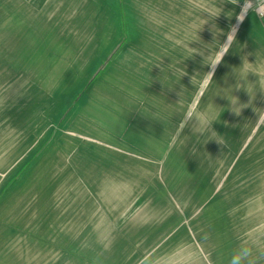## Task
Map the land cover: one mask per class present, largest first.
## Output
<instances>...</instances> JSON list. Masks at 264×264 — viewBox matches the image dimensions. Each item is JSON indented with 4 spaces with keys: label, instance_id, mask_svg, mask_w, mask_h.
<instances>
[{
    "label": "rangeland",
    "instance_id": "obj_1",
    "mask_svg": "<svg viewBox=\"0 0 264 264\" xmlns=\"http://www.w3.org/2000/svg\"><path fill=\"white\" fill-rule=\"evenodd\" d=\"M178 3L0 0V133L11 118L33 149L26 198L0 200V264L264 249V56L237 37L251 6Z\"/></svg>",
    "mask_w": 264,
    "mask_h": 264
},
{
    "label": "crops",
    "instance_id": "obj_2",
    "mask_svg": "<svg viewBox=\"0 0 264 264\" xmlns=\"http://www.w3.org/2000/svg\"><path fill=\"white\" fill-rule=\"evenodd\" d=\"M176 1L180 2V4L178 3L179 5L184 4L185 6H194V7H209L215 5L225 7L232 5L237 7L243 6L246 8L248 6H251V10H246L244 12L243 19L241 20L243 24V29L239 32L237 37L248 38L249 55L264 56V12L262 15H258L256 9L260 0H247V2H245V0H239V2L236 4L231 3L230 0H176ZM237 54L240 55V53ZM10 124H11V118L8 126L4 128L5 132L0 133V200L4 198H7L9 200H16L18 197L26 198L25 194L24 196H22V194L21 195L19 194L18 196V190L16 189L17 175L22 172L21 168L23 166H26L32 160V155H33L32 146L30 147L24 146L18 148L16 142V131H15L16 128L13 127L15 125H11L12 126L11 127ZM4 135H7V137H5ZM18 151L21 152V155H18ZM27 152H30L31 154L29 153L26 154ZM18 156H20L21 159ZM62 157H64V155H62ZM77 157H78L77 155H74L72 161L74 163L78 162L80 164V160H77ZM64 161L65 160H63V162ZM69 161L70 160H68V163ZM97 166H103V165L99 164ZM104 166H106V164H104ZM24 173H25L24 185L26 186L27 184H31L33 182V179L31 177L32 173L31 176L29 177H27L26 175L27 170H25ZM22 192L24 191L22 190L19 191V193ZM11 204L12 202L10 201L8 204L5 205V207L7 206L10 207ZM0 215H7V213H5L4 210L2 211L1 207H0ZM146 235H149V233H147ZM170 237L171 239L167 241L168 243L172 240L174 241V239H177V234H172ZM146 239H148V237ZM162 248L163 245L157 246V248L154 251L153 257L157 258L156 257L157 255H159L160 257L161 254L164 252ZM163 258L164 256H162V258L159 259V262L161 263L165 262L163 261L164 260Z\"/></svg>",
    "mask_w": 264,
    "mask_h": 264
},
{
    "label": "clouds",
    "instance_id": "obj_3",
    "mask_svg": "<svg viewBox=\"0 0 264 264\" xmlns=\"http://www.w3.org/2000/svg\"><path fill=\"white\" fill-rule=\"evenodd\" d=\"M230 2L236 4L239 0H230ZM245 2H247V0H245ZM220 60L215 64H209L214 69ZM259 260H264V249L254 250L253 246L242 244L232 252L228 264H258Z\"/></svg>",
    "mask_w": 264,
    "mask_h": 264
},
{
    "label": "built area",
    "instance_id": "obj_4",
    "mask_svg": "<svg viewBox=\"0 0 264 264\" xmlns=\"http://www.w3.org/2000/svg\"><path fill=\"white\" fill-rule=\"evenodd\" d=\"M264 12V0H260V2L257 5V14L262 15Z\"/></svg>",
    "mask_w": 264,
    "mask_h": 264
}]
</instances>
